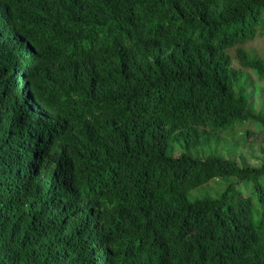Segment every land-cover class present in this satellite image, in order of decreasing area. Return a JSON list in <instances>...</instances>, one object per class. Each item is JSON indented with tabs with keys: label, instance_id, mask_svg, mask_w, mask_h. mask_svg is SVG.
<instances>
[{
	"label": "trees",
	"instance_id": "obj_1",
	"mask_svg": "<svg viewBox=\"0 0 264 264\" xmlns=\"http://www.w3.org/2000/svg\"><path fill=\"white\" fill-rule=\"evenodd\" d=\"M263 38L264 0H0V264H264V154L212 149L264 137Z\"/></svg>",
	"mask_w": 264,
	"mask_h": 264
},
{
	"label": "rangeland",
	"instance_id": "obj_2",
	"mask_svg": "<svg viewBox=\"0 0 264 264\" xmlns=\"http://www.w3.org/2000/svg\"><path fill=\"white\" fill-rule=\"evenodd\" d=\"M251 48L258 54L264 56V38L253 43ZM251 77L255 87L249 90L250 105L256 110V112L261 110L264 111V84L259 82L257 76L252 74ZM247 126L248 124L245 125V127L240 128L236 136L229 140L216 139L217 142H214L212 149L218 154L241 164L247 163L253 166L259 165L264 154V143L262 144V142H264V137L259 138V136L256 135L245 139L243 133L247 129ZM256 126L255 130L257 129ZM256 131L257 133L259 132L258 129Z\"/></svg>",
	"mask_w": 264,
	"mask_h": 264
}]
</instances>
